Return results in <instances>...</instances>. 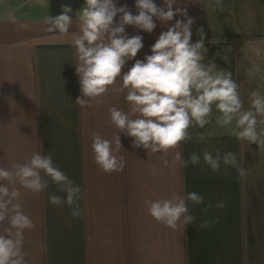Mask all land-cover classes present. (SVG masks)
Segmentation results:
<instances>
[{
    "label": "crops",
    "instance_id": "obj_1",
    "mask_svg": "<svg viewBox=\"0 0 264 264\" xmlns=\"http://www.w3.org/2000/svg\"><path fill=\"white\" fill-rule=\"evenodd\" d=\"M84 2L0 0V167L23 163L34 153H51L55 166L85 194L77 203L86 211L73 218L66 202H49L50 195L66 194L47 176L48 185L39 193L17 183L18 202L34 224L24 231L26 264H264V146L231 135L235 122L219 127L215 109L211 123L190 128L193 139L168 153L134 147L133 138L121 132L123 171L105 172L97 166L92 133L113 140L119 129L110 124L108 109H129L124 94L116 91L119 79L88 106L76 103L81 91L72 37L78 33L76 12ZM154 2L166 7L164 0ZM116 3L138 14L136 0ZM223 3V10L215 0H176L173 7L186 9L193 19V42L203 28V62L232 72L247 110L253 91L264 95V0ZM62 5L73 9L69 33L48 32L45 19L61 14ZM177 19L187 18L178 13L165 25L154 17L157 27L152 33L126 25V34L141 35L144 47L122 71L151 54L159 34ZM254 65L261 70L255 77L250 74ZM261 129L264 125L258 124V132ZM205 150L221 157L235 153L246 175L239 176L222 160L213 171L203 159ZM177 151L182 161L173 163ZM193 153L200 156L199 164L185 165ZM190 192L204 198L198 205L186 202L194 217L191 224L185 225L182 217L174 230L149 214L146 201ZM218 202L226 206L218 208ZM204 221L210 223L208 228L200 227ZM6 226L7 221L0 224V232Z\"/></svg>",
    "mask_w": 264,
    "mask_h": 264
},
{
    "label": "clouds",
    "instance_id": "obj_2",
    "mask_svg": "<svg viewBox=\"0 0 264 264\" xmlns=\"http://www.w3.org/2000/svg\"><path fill=\"white\" fill-rule=\"evenodd\" d=\"M164 6H158L154 0H136L138 14H133L126 6H117L116 0H85L76 12L78 33L72 37L76 74L79 77L81 95L76 103L81 107L89 105L91 100L103 96L117 79L121 86L116 91L124 94L128 111L113 106L108 109L110 124L119 129L113 140L92 133L91 149L94 161L105 172L123 171L126 161L118 153L121 149L120 133L133 138L134 147H143L149 152L168 153L176 149L181 142L193 139L189 129L204 128L211 123L213 110L219 115L215 123L231 128V135L241 141L264 146V129L258 132V124L264 125V95L253 91L250 96L249 109L243 108V101L238 91V83L232 78V72L219 69L214 62L204 63L205 33L198 29L200 39L192 41L193 19L187 17L183 8H175L176 0H164ZM216 7L224 9L223 0H215ZM59 15H50L44 21L46 30L52 33L68 34L73 22L69 15L71 6L62 5ZM185 16L162 31L151 46V54L135 62L127 71H122L129 60L137 57L144 47L141 35L128 36L126 25L152 33L157 27L154 17L167 25L177 14ZM119 21H116L117 15ZM216 42V41H213ZM225 59V57H224ZM226 60V59H225ZM259 66L254 65L250 74L254 77L260 73ZM199 140L204 136L200 135ZM203 159L213 171L220 168L221 160L225 165L237 169L243 177L246 171L237 163L233 152L222 157L219 152L213 156L205 150ZM182 153L177 151L172 162H181ZM199 164L200 156L193 153L190 161ZM164 165L169 164L165 160ZM43 173V175L41 174ZM155 175V169H153ZM47 176L54 182L66 198L50 195L49 202L63 206L66 202L71 207L72 217L84 214L77 201L84 199L82 188L76 185L62 170L55 166L51 153L42 155L34 153L23 163L0 167V224L7 221V226L0 232V264H26L23 251L24 231L34 227L32 219L26 215L18 202L20 187L39 193L47 187ZM203 196L196 192L184 196L173 195L146 201L149 214L158 222L176 229L183 217L185 225L193 222L188 214L187 201L194 205L203 203ZM218 208L225 207L218 202ZM210 223L204 221L200 227L208 228Z\"/></svg>",
    "mask_w": 264,
    "mask_h": 264
},
{
    "label": "rangeland",
    "instance_id": "obj_3",
    "mask_svg": "<svg viewBox=\"0 0 264 264\" xmlns=\"http://www.w3.org/2000/svg\"><path fill=\"white\" fill-rule=\"evenodd\" d=\"M63 0H55L56 3H60L62 2Z\"/></svg>",
    "mask_w": 264,
    "mask_h": 264
}]
</instances>
